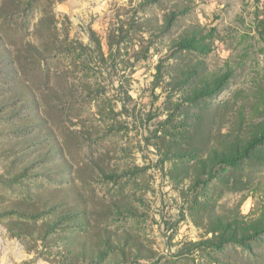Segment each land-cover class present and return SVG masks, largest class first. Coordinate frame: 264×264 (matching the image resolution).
I'll return each mask as SVG.
<instances>
[{
  "label": "rangeland",
  "instance_id": "1",
  "mask_svg": "<svg viewBox=\"0 0 264 264\" xmlns=\"http://www.w3.org/2000/svg\"><path fill=\"white\" fill-rule=\"evenodd\" d=\"M263 11L0 0V264H264Z\"/></svg>",
  "mask_w": 264,
  "mask_h": 264
},
{
  "label": "trees",
  "instance_id": "2",
  "mask_svg": "<svg viewBox=\"0 0 264 264\" xmlns=\"http://www.w3.org/2000/svg\"><path fill=\"white\" fill-rule=\"evenodd\" d=\"M256 33H257V38L258 42L261 46L260 52L262 55H264V11L261 15L257 17V25L255 27ZM201 38H198L197 35L191 36V37H186L183 39V42L185 43L184 45L182 44L183 47L190 48V49H197L200 48L201 45ZM223 76L216 77L212 83H208V81L201 80L202 87L200 88V91H202L203 94L209 95L213 94L218 90V87H222L224 84ZM256 101V109L264 110V80L261 82V85L259 89L257 90V95L255 97ZM246 145L244 146V153L243 154H238L235 156L233 153H227L223 154V163L226 165H235L237 164L243 157H247L249 154L250 156L255 153L258 148L264 147V127L261 126V131L258 136H254L251 139H248L246 141ZM264 200V197H263ZM264 206V203H263ZM264 213L263 216H260L257 222L260 221V224L264 223Z\"/></svg>",
  "mask_w": 264,
  "mask_h": 264
}]
</instances>
